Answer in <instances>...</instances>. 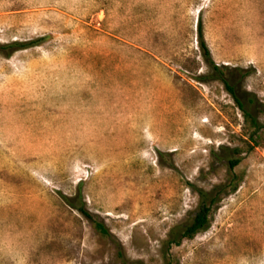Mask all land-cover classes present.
<instances>
[{
  "label": "rangeland",
  "instance_id": "1",
  "mask_svg": "<svg viewBox=\"0 0 264 264\" xmlns=\"http://www.w3.org/2000/svg\"><path fill=\"white\" fill-rule=\"evenodd\" d=\"M212 57L264 103V0H0V264H264V147L211 226L180 245L195 187L246 147ZM81 187L108 236L66 198Z\"/></svg>",
  "mask_w": 264,
  "mask_h": 264
},
{
  "label": "trees",
  "instance_id": "2",
  "mask_svg": "<svg viewBox=\"0 0 264 264\" xmlns=\"http://www.w3.org/2000/svg\"><path fill=\"white\" fill-rule=\"evenodd\" d=\"M45 37H39L34 40L12 41L10 43L0 42V55L10 56L13 52L25 50L40 45ZM198 39L201 51L208 66L207 73L200 75L198 79L206 81L215 79L221 81L226 90L235 100L237 106L241 109L244 116L245 134L244 139L246 147H235L228 151L227 163L229 168V177L226 182L217 184L212 189L195 187L199 205L193 219L180 229L170 231L168 236V245H180L185 239H193L198 233L207 230L212 223L213 216L220 203L228 195L235 193L241 182V178L234 173L235 168L242 162L244 154H250L257 147H264V103L259 102L254 94L240 95L237 90V84L233 79L231 71L226 66L218 65L212 57L211 50L206 42L202 22L199 24ZM68 204L77 209L87 219H89L94 228L103 236H108L110 231L104 223L94 218L88 210L86 201L83 198L81 187L74 199L66 198Z\"/></svg>",
  "mask_w": 264,
  "mask_h": 264
}]
</instances>
